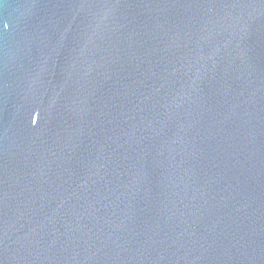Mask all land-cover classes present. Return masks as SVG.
I'll use <instances>...</instances> for the list:
<instances>
[{"label":"water","instance_id":"obj_1","mask_svg":"<svg viewBox=\"0 0 264 264\" xmlns=\"http://www.w3.org/2000/svg\"><path fill=\"white\" fill-rule=\"evenodd\" d=\"M0 264H264V0H0Z\"/></svg>","mask_w":264,"mask_h":264}]
</instances>
